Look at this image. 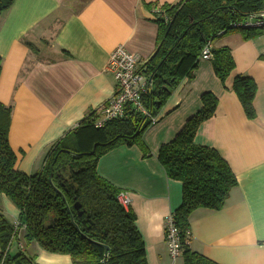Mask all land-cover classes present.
I'll use <instances>...</instances> for the list:
<instances>
[{
  "label": "crops",
  "instance_id": "0c3cea01",
  "mask_svg": "<svg viewBox=\"0 0 264 264\" xmlns=\"http://www.w3.org/2000/svg\"><path fill=\"white\" fill-rule=\"evenodd\" d=\"M184 1H15L0 17V102L13 108L10 144L19 171L40 172L51 146L111 99L117 83L107 66L118 46L144 64L154 56L159 37L154 10ZM240 32H227L213 42L214 49H228L235 63L225 83L213 61L206 60L198 63L192 79L184 78L172 90L158 121L143 135L147 156L138 146H121L98 162V175L129 193L148 264H171L165 222L182 204V184L167 177L158 154L202 109L205 93L215 95L219 106L200 127L195 143L217 150L238 186L222 210L191 214L189 248L218 264H264V39L260 34L246 39ZM236 76L256 82L255 120L248 119L232 90ZM0 203L16 224L18 209L5 196ZM36 245V264H73L69 255Z\"/></svg>",
  "mask_w": 264,
  "mask_h": 264
},
{
  "label": "trees",
  "instance_id": "16d2710c",
  "mask_svg": "<svg viewBox=\"0 0 264 264\" xmlns=\"http://www.w3.org/2000/svg\"><path fill=\"white\" fill-rule=\"evenodd\" d=\"M15 1L0 0V17ZM161 8L170 21H157V50L144 65L153 83L143 103L153 116L184 78H193L205 44L218 38L217 33L233 21L264 9V0H185ZM240 33L246 39L260 34L255 30ZM212 53L214 71L225 83L235 69L234 60L226 48H213ZM232 90L248 119L255 120L256 82L236 76ZM201 101L202 109L158 154L167 177L182 184V204L175 218L184 241L190 240L191 214L198 209L222 210L238 186L235 173L219 152L195 143L200 127L216 115L219 106L212 93H205ZM100 117L98 110H91L66 138L51 146L42 170L27 175L17 169V154L10 144L13 108L0 102V197L5 196L19 211L16 229L0 209V262L6 254L3 264H36L25 253L8 252L14 238L24 231L29 242L49 253L69 255L73 264H148L136 214L120 204L123 190L101 178L97 165L106 153L121 146H138L147 156L143 135L153 123L129 110L124 118L96 128L94 122ZM72 135L75 141L69 139ZM80 212L84 214L80 216ZM50 215L54 219L45 225ZM189 245H184L183 264H218L193 252Z\"/></svg>",
  "mask_w": 264,
  "mask_h": 264
},
{
  "label": "built area",
  "instance_id": "2783aa9c",
  "mask_svg": "<svg viewBox=\"0 0 264 264\" xmlns=\"http://www.w3.org/2000/svg\"><path fill=\"white\" fill-rule=\"evenodd\" d=\"M162 7V6H161ZM156 8L154 13L163 19L166 23L170 21L162 8ZM258 31L264 39V9L251 13L241 20H235L217 33V37L230 31ZM213 41L209 40L202 49L199 61H212ZM144 63L138 56L130 54L124 46H118L111 54L107 69L116 80V91L111 99L98 109L101 117L94 124L96 128H103L108 122L122 119L129 110L138 112L151 119L155 124L158 121L157 116H153L144 106L143 97L152 91V80L144 72ZM143 66V67H142ZM119 202L125 208L129 209L131 199L127 191H121ZM19 223L15 224L18 229ZM166 236L168 242L171 264H183L184 245H189V241H184V235L176 224L175 213H171L166 219ZM186 242V243H185ZM10 246L8 247L9 250ZM6 258H2V264Z\"/></svg>",
  "mask_w": 264,
  "mask_h": 264
},
{
  "label": "rangeland",
  "instance_id": "374dc122",
  "mask_svg": "<svg viewBox=\"0 0 264 264\" xmlns=\"http://www.w3.org/2000/svg\"><path fill=\"white\" fill-rule=\"evenodd\" d=\"M218 38H216L215 40H217ZM214 40V41H215ZM75 136L72 135L69 139H73ZM75 141V138H74ZM0 205H2V203H0ZM1 208V207H0ZM54 219V215H50V218L48 220H46L45 225H49ZM11 222V221H10ZM25 233L24 231H20L18 236L16 238H14L12 245L10 246L9 249H11V247L14 248V250L17 251V253H25L28 256H31L33 258H35L33 251L34 249L37 247V243L36 242H29L25 237H24ZM26 251V252H23ZM37 259L35 258V261Z\"/></svg>",
  "mask_w": 264,
  "mask_h": 264
},
{
  "label": "water",
  "instance_id": "95a60500",
  "mask_svg": "<svg viewBox=\"0 0 264 264\" xmlns=\"http://www.w3.org/2000/svg\"><path fill=\"white\" fill-rule=\"evenodd\" d=\"M96 147H97V145L94 146L93 151H92L91 153H94V152H95ZM76 208L79 209V208H80V205L77 204V205H76ZM83 214H84V212H80V216H82ZM108 249H109V248H107V250H108Z\"/></svg>",
  "mask_w": 264,
  "mask_h": 264
},
{
  "label": "bare ground",
  "instance_id": "6f19581e",
  "mask_svg": "<svg viewBox=\"0 0 264 264\" xmlns=\"http://www.w3.org/2000/svg\"><path fill=\"white\" fill-rule=\"evenodd\" d=\"M109 62V61H108ZM111 73V72H110ZM96 117V116H95ZM149 128V127H148ZM167 219V218H166ZM166 223V222H165ZM166 234V233H165Z\"/></svg>",
  "mask_w": 264,
  "mask_h": 264
},
{
  "label": "clouds",
  "instance_id": "9594fccd",
  "mask_svg": "<svg viewBox=\"0 0 264 264\" xmlns=\"http://www.w3.org/2000/svg\"><path fill=\"white\" fill-rule=\"evenodd\" d=\"M214 42V41H213Z\"/></svg>",
  "mask_w": 264,
  "mask_h": 264
}]
</instances>
